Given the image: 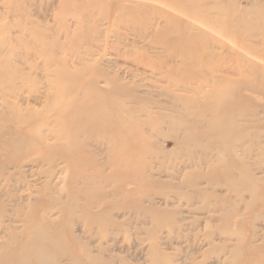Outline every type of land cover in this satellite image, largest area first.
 Listing matches in <instances>:
<instances>
[{"label":"rangeland","instance_id":"obj_1","mask_svg":"<svg viewBox=\"0 0 264 264\" xmlns=\"http://www.w3.org/2000/svg\"><path fill=\"white\" fill-rule=\"evenodd\" d=\"M0 264H264V0H0Z\"/></svg>","mask_w":264,"mask_h":264},{"label":"bare ground","instance_id":"obj_2","mask_svg":"<svg viewBox=\"0 0 264 264\" xmlns=\"http://www.w3.org/2000/svg\"><path fill=\"white\" fill-rule=\"evenodd\" d=\"M38 254V253H37ZM35 255V254H34Z\"/></svg>","mask_w":264,"mask_h":264}]
</instances>
